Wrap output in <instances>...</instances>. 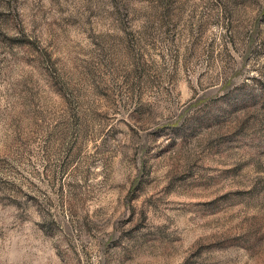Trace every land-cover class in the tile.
Listing matches in <instances>:
<instances>
[{"label":"rangeland","instance_id":"rangeland-1","mask_svg":"<svg viewBox=\"0 0 264 264\" xmlns=\"http://www.w3.org/2000/svg\"><path fill=\"white\" fill-rule=\"evenodd\" d=\"M0 264H264V0H0Z\"/></svg>","mask_w":264,"mask_h":264}]
</instances>
